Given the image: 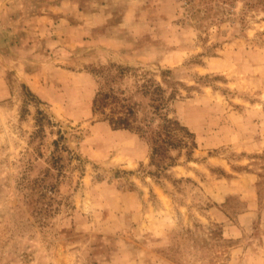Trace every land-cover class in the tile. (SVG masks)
<instances>
[{
  "label": "rangeland",
  "instance_id": "374dc122",
  "mask_svg": "<svg viewBox=\"0 0 264 264\" xmlns=\"http://www.w3.org/2000/svg\"><path fill=\"white\" fill-rule=\"evenodd\" d=\"M0 264H264V0H0Z\"/></svg>",
  "mask_w": 264,
  "mask_h": 264
},
{
  "label": "trees",
  "instance_id": "16d2710c",
  "mask_svg": "<svg viewBox=\"0 0 264 264\" xmlns=\"http://www.w3.org/2000/svg\"><path fill=\"white\" fill-rule=\"evenodd\" d=\"M144 95L149 96V103L142 107L137 101H132L130 96L119 89L105 91L100 89L92 102V112L95 113L106 106L114 116L106 120L113 129L134 130L142 137L148 139L152 145V157H161L164 146H173L171 143L172 133L181 127L178 122L168 118L165 114V99L163 89L159 85L148 84L144 87ZM149 114V119L141 120L137 117L140 110Z\"/></svg>",
  "mask_w": 264,
  "mask_h": 264
}]
</instances>
